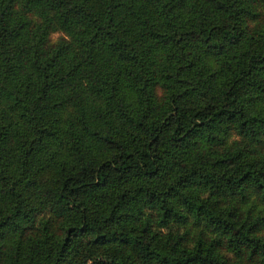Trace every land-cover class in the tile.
<instances>
[{
  "label": "trees",
  "instance_id": "1",
  "mask_svg": "<svg viewBox=\"0 0 264 264\" xmlns=\"http://www.w3.org/2000/svg\"><path fill=\"white\" fill-rule=\"evenodd\" d=\"M0 264H264V0H0Z\"/></svg>",
  "mask_w": 264,
  "mask_h": 264
},
{
  "label": "rangeland",
  "instance_id": "2",
  "mask_svg": "<svg viewBox=\"0 0 264 264\" xmlns=\"http://www.w3.org/2000/svg\"><path fill=\"white\" fill-rule=\"evenodd\" d=\"M59 33H52L50 34L51 41H54L58 37ZM41 217H46V215H42V213L38 214V219Z\"/></svg>",
  "mask_w": 264,
  "mask_h": 264
}]
</instances>
